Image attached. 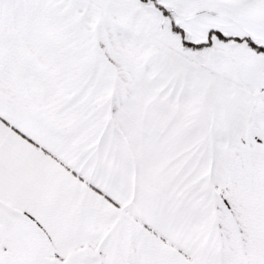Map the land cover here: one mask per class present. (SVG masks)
<instances>
[{
    "label": "snow or ice",
    "instance_id": "obj_1",
    "mask_svg": "<svg viewBox=\"0 0 264 264\" xmlns=\"http://www.w3.org/2000/svg\"><path fill=\"white\" fill-rule=\"evenodd\" d=\"M0 264H264V0H0Z\"/></svg>",
    "mask_w": 264,
    "mask_h": 264
}]
</instances>
